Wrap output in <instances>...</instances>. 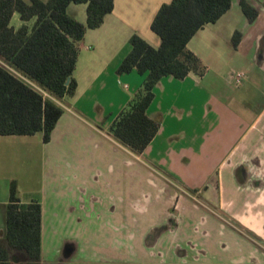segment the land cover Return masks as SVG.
<instances>
[{
    "label": "crops",
    "instance_id": "crops-1",
    "mask_svg": "<svg viewBox=\"0 0 264 264\" xmlns=\"http://www.w3.org/2000/svg\"><path fill=\"white\" fill-rule=\"evenodd\" d=\"M170 1L113 0V9L102 24L86 29L77 43L72 73L76 80L75 94L63 97L60 103L63 112L50 140L44 143L41 132L0 135V238L5 234L9 185L15 180L22 203L37 201L41 205V264H137L128 261L126 243L127 221L137 213L145 224L139 229L143 237L155 222L167 218L166 221L176 223L164 231L173 238L165 247V234L148 245L142 239L135 240V252L144 260L141 264L147 259L150 264H159L158 255L161 260L168 256L187 264H264V0H248L258 10L252 22L244 16L239 0H231L230 8L216 22L204 25L188 41L187 48L206 70L202 76L190 72L182 79L165 76L155 84L146 113L158 122V130L142 152H133L109 131H102L113 146L128 153L123 163L130 167L131 178L139 180L137 187L145 182L151 187L150 192L127 202L124 188H117L116 183L111 185L112 180L90 169L96 162V150L105 144L100 134L94 133V118H90L88 106L79 103L84 98L87 102L91 100L92 109L93 93L102 92L120 79L125 81V91H129L130 83L137 90L140 88L143 75L135 70L119 74L117 68L130 50L132 34H138L153 47L160 44L150 24L160 5ZM66 11L79 22H86L85 3H70ZM33 22L34 18L24 22L17 13L10 19L14 28L24 23L31 26ZM236 30L241 38L234 48L231 40ZM211 40L231 47L232 54L227 52L230 59L222 65L216 81L207 82L210 73L207 61L211 60L203 58L198 46L210 47ZM236 60L243 62L238 70L245 74L239 84L233 78L238 71L231 67ZM188 85L191 91L209 89L212 94L200 104L202 112L195 122L197 127L188 133L171 131L161 137L166 122L159 113L162 105L156 102L166 94L167 99L175 98L174 91ZM160 94L164 96L160 98ZM132 97L124 95L118 107L122 109ZM88 145L91 150L85 161L81 151L88 149ZM142 153L152 163L151 171L129 158ZM148 173L159 175L188 197L177 198L176 214L168 212L173 204L171 199L154 192V181L146 176ZM111 189L114 194L109 193ZM174 196L173 193L172 199ZM153 202L157 208L151 212L155 219L150 220L148 210ZM142 206L147 209L143 211ZM128 208L133 213L130 218ZM186 216L191 221L187 226L194 231L176 238L177 227ZM224 222H230L231 227ZM68 224L70 228L65 230ZM93 238L98 241L88 247ZM208 238L213 244L210 251L200 245L201 239ZM148 248L154 252L153 256L148 255Z\"/></svg>",
    "mask_w": 264,
    "mask_h": 264
},
{
    "label": "trees",
    "instance_id": "trees-1",
    "mask_svg": "<svg viewBox=\"0 0 264 264\" xmlns=\"http://www.w3.org/2000/svg\"><path fill=\"white\" fill-rule=\"evenodd\" d=\"M70 3L86 4V22L70 16ZM231 0H171L163 3L150 28L160 38L151 46L138 34L129 38L130 50L117 72L135 70L143 75L140 88L116 114L108 131L113 138L135 153L142 152L158 130V122L146 110L153 98V87L165 76L182 79L206 70L200 59L187 48L188 41L208 23L216 22ZM248 22L258 10L248 0H239ZM113 9V0H0V135L42 133L44 143L63 112V97L73 96L76 80L72 73L78 55L77 43L86 29L100 26ZM14 13L31 26L14 28ZM241 33L232 35V46ZM68 79V83L66 80ZM41 205L22 203L15 180L9 185L5 208V234L0 238V264H41Z\"/></svg>",
    "mask_w": 264,
    "mask_h": 264
},
{
    "label": "rangeland",
    "instance_id": "rangeland-1",
    "mask_svg": "<svg viewBox=\"0 0 264 264\" xmlns=\"http://www.w3.org/2000/svg\"><path fill=\"white\" fill-rule=\"evenodd\" d=\"M210 43H211L210 47H207L204 44L198 46V51L200 52V54H202L203 58L205 60H208V59L211 60V61H207L208 68L210 70V73L208 74L207 79H206L207 82L216 81L215 76H217L218 73H220V71L222 70V65L224 64V62L226 60L228 62L230 59L229 57H227V52H229L230 55L232 54L231 47L227 48L226 45L221 44L219 40H216V41L211 40ZM242 64L243 62L241 60H238V61L236 60V62L231 64V67L234 70L240 71L238 69H241L240 66H242ZM124 83H125L124 79H120L119 83L116 81H114V83L111 82V85L108 88H105L102 92H99L98 90L95 91L93 93V95L95 96V99H93L95 100L94 102V106H96L95 109H94V106L92 109H90L91 100L87 102L85 98L82 99V101H80L79 104H81L82 106H85V105L88 106L89 108L88 114L90 118H94V121L92 122L95 128L94 133L96 134L99 133L100 137L104 139L103 142L105 144L101 147L102 151L96 150L97 151L96 152L97 154L95 155L96 162L92 163L93 167H91L90 169H94V171H99L100 173L103 174V176H106V179L112 180L111 185L116 183L117 188L119 186H121V189L124 188L126 190L125 198L127 202L128 201L132 202L134 199L140 198L142 193L150 192L151 187L148 186L145 182L141 183L140 186L137 187L139 180L135 181L131 178V175L129 174L130 167L128 166L125 167L123 163V160L126 158V156H128V153L125 152L119 146L118 147L113 146L114 144H112V141H109L106 137H103L104 133L102 132L104 131L107 133L108 131L107 125L112 122L113 118L116 116L119 110H121L118 107V103L120 102V100L124 99V95L133 96L137 92V87H134V85H132L131 83H130L129 91H125L126 89L123 86ZM236 86L234 84V87ZM191 89L192 87L188 85V86H184L182 89L174 91L175 98H169L171 102H169L170 100L167 99V94L165 96L161 94L159 95L160 98L163 96L165 97L164 99H159L156 102V103H161L162 109L159 110V113L161 114V117L163 116L165 118V122H166L165 125L163 126V129H162L163 133L161 137H164L165 135L163 134L170 133L171 131L177 132L178 130H181L183 133H188V131L190 132L192 129L197 127L195 122L197 123V120L200 119L199 117L202 112V106L200 107V104L202 101L205 102L206 99L211 98L212 94L209 91V89H205V92L204 91H191ZM96 130H101V131H96ZM161 137L159 136V139H161ZM107 146L109 149H107ZM90 150H91V145H88V149L81 151L82 152L81 158L83 160L86 161L87 159L86 155L89 154ZM85 151H87V153H84ZM105 151H108V153H111V155L105 153ZM129 158H132V161H134L136 165H138L139 167L142 165L145 169H148L149 171H151L149 168L150 166H153V165L149 161L146 153H142L140 154V156L134 155V157H129ZM99 172H98V175H99ZM146 176L148 178H152L153 181L155 182V183L153 182V184L155 185L153 190L154 192L156 191L155 192L156 194L159 193L161 194L159 195L160 197L163 198L164 196H166L169 199H171V202H173V204L168 208V212L176 214L175 208L177 206V198L180 197V195L186 198L188 197L183 192H181L176 186H172L170 183H166L165 181H163V179L159 175L148 173ZM156 178H159V179H156ZM160 180L162 182H160ZM134 182H136V185L132 186L131 183H134ZM109 193L114 194L115 193L114 189H111ZM173 193L175 196L172 199ZM156 205L157 204L154 202L150 204L148 212L150 213L153 212L154 207ZM139 208L141 207H138V209ZM143 208L144 207L142 206V209ZM156 208L157 207H155V209ZM146 209L147 208L145 207L143 211ZM137 214L138 215L133 216L132 211L128 208L127 217L130 218V216H133V219L132 220L130 219L129 221H127L126 243H127L128 261L131 260L137 264H141V261H144V260H141L138 253L135 252V244H134L135 240L142 239L144 241V244L148 245V244L154 243V241L156 242L158 240L159 235L165 234L164 236H167V241L163 245L165 247L167 242L172 241L173 238L172 239L170 238L171 235L168 234L169 232L167 233L164 231L169 229L168 228L169 226L176 225V223H174L171 220L166 221L167 218L163 220L161 223L155 222V224L149 227L147 232L145 231L146 229L144 230L146 234L144 233V237H143V235H141L142 234L141 230L139 229L142 228V225L144 226L145 224H144V221H142L143 222L142 223L141 220H139L140 214L139 213ZM151 217L152 218H150V220L155 219V216L152 215ZM189 222H191L189 217L186 216L185 219L183 218L181 225L180 226L178 225L177 227L178 232L176 231L177 232L175 236L176 238H179L184 233L186 234V233H190L194 231V228L192 229L191 226L190 227L187 226ZM194 224L195 223H193L192 225L194 226ZM69 226L70 225L68 224L65 230L69 229L70 228ZM71 231H73V229ZM59 233L56 235V240H58ZM53 241H54V238H53ZM97 241L98 239L93 238L91 242H88L89 245L87 246L92 247L91 243L97 242ZM200 245L204 247L207 251H210L213 248V244L210 238H208V240H205V241H202L201 239ZM173 249L174 248H172L171 250ZM147 253L148 255H151V256L154 255L153 254L154 252L149 248L147 250ZM163 253L165 254V252ZM158 258L159 260L156 262H159V264H187L185 263L186 261H182V260L178 261L176 258L172 260L168 256H164L163 259L161 260V255H158ZM149 261L150 263H152L151 260L147 259L145 264H150Z\"/></svg>",
    "mask_w": 264,
    "mask_h": 264
},
{
    "label": "built area",
    "instance_id": "built-area-1",
    "mask_svg": "<svg viewBox=\"0 0 264 264\" xmlns=\"http://www.w3.org/2000/svg\"><path fill=\"white\" fill-rule=\"evenodd\" d=\"M87 48H89V46H87ZM244 76H245V74L243 73V71H238L237 73H235V74L233 75V78H234V80H235V84H239L240 79H241L242 77H244Z\"/></svg>",
    "mask_w": 264,
    "mask_h": 264
},
{
    "label": "flooded vegetation",
    "instance_id": "flooded-vegetation-1",
    "mask_svg": "<svg viewBox=\"0 0 264 264\" xmlns=\"http://www.w3.org/2000/svg\"><path fill=\"white\" fill-rule=\"evenodd\" d=\"M197 202V201H196ZM226 225H229L230 227H231V223L230 222H224ZM240 233H243L244 235H245V233H247L245 230H243V231H240V230H238ZM245 232V233H244ZM248 234V233H247ZM247 236V235H246ZM249 237V236H248Z\"/></svg>",
    "mask_w": 264,
    "mask_h": 264
},
{
    "label": "water",
    "instance_id": "water-1",
    "mask_svg": "<svg viewBox=\"0 0 264 264\" xmlns=\"http://www.w3.org/2000/svg\"><path fill=\"white\" fill-rule=\"evenodd\" d=\"M66 83H68V79L66 80Z\"/></svg>",
    "mask_w": 264,
    "mask_h": 264
}]
</instances>
